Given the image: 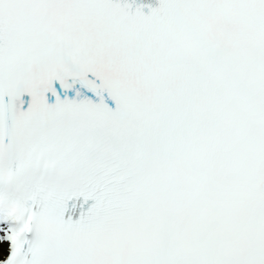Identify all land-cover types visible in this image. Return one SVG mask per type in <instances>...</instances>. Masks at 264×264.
Returning <instances> with one entry per match:
<instances>
[{"label":"snow or ice","instance_id":"snow-or-ice-1","mask_svg":"<svg viewBox=\"0 0 264 264\" xmlns=\"http://www.w3.org/2000/svg\"><path fill=\"white\" fill-rule=\"evenodd\" d=\"M0 264H264V0H0Z\"/></svg>","mask_w":264,"mask_h":264}]
</instances>
